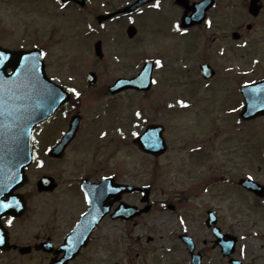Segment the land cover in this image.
Returning <instances> with one entry per match:
<instances>
[{"label": "rangeland", "instance_id": "1", "mask_svg": "<svg viewBox=\"0 0 264 264\" xmlns=\"http://www.w3.org/2000/svg\"><path fill=\"white\" fill-rule=\"evenodd\" d=\"M56 1L0 2L3 43L43 46L47 75L81 94L77 110L84 116L83 130L62 161H49L48 173L67 188L64 182L74 180L80 161L101 168L104 160L115 178L151 186L152 209L135 223L114 222L113 233L107 236L109 247L102 246L96 264H184L182 249L173 244V233L189 230L207 251V264H227L212 248L211 233L204 224L206 209L215 211L223 231L241 237L236 253L244 264H256L254 260L264 264V202L240 191L236 183L240 175H249L264 184V117L239 122V95L234 92L238 82L264 76V12L254 23L246 12L248 0H216L206 26L180 36L175 28L181 9L172 0H162L160 6L165 11L135 17L138 32L129 40L123 19L104 27L95 22V16L117 0H91L84 10L58 8ZM249 23L252 27L246 29ZM233 31L241 33L238 40L232 39ZM96 39L103 43L101 60L93 54ZM157 55L162 56L164 65L153 71L155 83L150 91L108 92L107 86L117 77L134 75L145 57ZM205 60L218 72L208 84L198 74V65ZM88 71L98 77L91 87L85 81ZM177 97L179 106L185 108L177 105ZM173 106L177 108L171 109ZM103 109L109 113L101 115ZM58 116L61 119L52 120L45 128L48 135L66 126L64 113ZM150 122L164 126L168 144L167 152L155 159L131 142ZM104 125L122 130L105 133ZM61 193L58 189L49 197V206L43 196L33 197L28 216L34 225L46 221L47 212L52 217L57 209L63 211ZM164 200L177 208L168 209ZM128 201L138 203V197L128 196ZM166 243L171 244L172 252L164 250ZM86 250L74 264L87 260L86 264H92ZM26 260L46 264L40 255L20 262Z\"/></svg>", "mask_w": 264, "mask_h": 264}, {"label": "flooded vegetation", "instance_id": "2", "mask_svg": "<svg viewBox=\"0 0 264 264\" xmlns=\"http://www.w3.org/2000/svg\"><path fill=\"white\" fill-rule=\"evenodd\" d=\"M2 1L5 0H0V2ZM127 1L128 0H117L115 4L113 2L112 4H110V7H108V11L121 9L126 4H128ZM161 1L162 0H153L150 3L146 4V6H154L156 10L157 6L160 5ZM215 5L216 0H214L213 7H215ZM105 6H107V4H105ZM176 6L178 7V5ZM263 11L264 7H262L258 14L252 17L254 23L259 18V16L263 14ZM115 17H119L120 19H127L128 15L122 13L118 14ZM199 27H201V25ZM251 27L252 24L249 25V28ZM0 29L3 28L0 27ZM0 46L8 49H14L16 47L12 46L11 44L5 45L3 43L2 34H0ZM5 73H11V68H7L5 70ZM68 119L66 120V125ZM46 127L47 126H45L44 129L41 131L40 135L36 137L32 136L31 146L33 161L27 169V175L29 177V180H27L25 184L20 186H18L16 182L15 186L12 189L9 188V186L0 183V201L4 202V204L10 205V209H14V213L12 212L13 214L7 212L8 210H5L3 212L0 210V264H30L29 260H26L25 263L20 262V260H24L26 258L29 259L34 254L42 256V260L46 264H49L55 260H60L61 257H63L65 254H70L72 255L71 258L65 263L74 264L77 260H79L81 254L84 252L85 249H87L86 251L89 252L88 254L91 258L90 261L92 262V264H95L96 259L94 258V256L97 254L98 251V240H102L101 246L109 247V243L107 242V236H109L110 233L111 235L113 233V225L115 220L111 217V213L113 211V208L115 207L114 204H111L109 212L105 214L99 220V222H97L95 226L90 229L88 234L89 236L85 242V246L80 248L76 254L70 251V247L73 246L74 243L71 241H66V238L68 234L76 228V225L79 222L81 215L88 208L82 190L83 180H87L89 182H98L103 177H107L109 175L113 176L112 170L110 171V169L107 167L106 161L104 160L100 164L101 168H97V166L99 165L97 163H89L86 165L84 163L81 164L80 161L77 164V166L79 165V167H76V169L74 170L75 174L72 176L74 180L70 181L68 179L64 182L66 183L65 186L67 188L61 187L63 185V181H59L57 179L59 182H57V188L54 190H62L60 204L61 206H63V211L61 212V208L57 209V215L60 214V216L56 215L51 217L48 215L47 212V215L44 218V220L46 221H43L42 219V221H38L34 225V222L28 216L31 212V203L33 197L35 195L43 196L46 206H49L51 202L49 200V197L56 192L37 191V178L40 175H48L49 171H47V168L49 166V161L51 163H53V161H62L67 155V151L70 149L72 144L80 136L79 129L75 138L67 146L63 156L60 159H51L48 157V151L50 149V144L53 142V138L56 136L58 130L56 132H52L51 135H48V132L45 130ZM57 141L58 138H56L53 143L55 144ZM5 171L6 170L4 169H0V173ZM21 202H23L25 210H23L21 215H17V206L19 210V205L21 204ZM61 213H63V215H61ZM55 219L57 221H55ZM51 220L53 221L52 223L50 222ZM9 221H11V223H9ZM123 222L127 223L128 221ZM88 230L89 228L87 225H80L79 233H85ZM174 236L180 242L179 234H174ZM192 238L193 240H196L195 236H193ZM42 243H48L46 248L42 246ZM194 244L197 251H200L204 258L206 254L202 250L203 248L199 247L198 242L196 241L194 242ZM202 244H206V241L203 240ZM183 252H185V250H183ZM87 262L88 260L84 263Z\"/></svg>", "mask_w": 264, "mask_h": 264}, {"label": "water", "instance_id": "3", "mask_svg": "<svg viewBox=\"0 0 264 264\" xmlns=\"http://www.w3.org/2000/svg\"><path fill=\"white\" fill-rule=\"evenodd\" d=\"M179 3H181L184 7L185 10L183 12L181 21L183 26H188L196 23H200L202 19L204 18L205 11L208 9V7L211 5L210 0H202L197 3H193L191 6H188L185 2V0H177ZM132 8V7H131ZM260 8L259 3H257V0H251L250 5H249V11L253 14H256L257 10ZM189 10H192V14L189 16L187 13ZM236 36V35H235ZM96 47V52L99 53V42L95 44ZM24 52H18L17 53V59L18 63L20 60H22V54ZM35 67H40L42 66L41 62H37L34 65ZM209 71V74L211 71L205 66L204 72ZM147 75L141 76L139 78H134L132 80H123L120 84H117L113 86L111 89L113 91L126 88V87H137V88H143L149 83V72L146 73ZM30 79L33 80L34 85L38 84L40 81H45V85L47 88L44 95L48 97L49 104H46L45 106L42 107V114L47 115L49 112L51 113L52 110L63 100L64 94L60 91V88L56 87L53 85L51 82H48L44 73L42 72V75H29ZM208 76V75H205ZM90 79L92 82H94L95 77L94 75H91ZM42 95V91L38 94ZM244 96L246 100V105L244 108L245 112H252L249 113L248 115H244L245 118H249L253 115L256 114H261L264 113V82L260 83L257 86H252L251 88L247 87L244 90ZM255 112H253V111ZM73 128H76V121L72 123ZM30 128V127H29ZM161 130L159 129H151L147 128L145 133H143L138 139L135 140V142L138 144V146L144 150V151H149L153 153H161L165 150L166 146L164 141L162 140L160 136ZM72 137L71 133H68L63 137V139L60 142V148L61 151L64 148V146L69 142L70 138ZM18 142L17 145L20 146L17 150V160H23L24 158L28 162L29 160V155H28V138H29V130L27 129H22L21 133L17 136ZM22 146V147H21ZM59 147L57 146L53 151L52 154L57 155L59 151ZM26 162V163H27ZM249 181V180H247ZM245 186L257 189L259 186L256 183L253 182H246ZM47 186V185H46ZM45 185H42L43 188H46ZM52 185H49V187ZM258 186V187H257ZM40 187V188H42ZM51 188V187H50ZM146 195H145V200H147V194H148V188H146ZM94 209H96V206L94 205ZM148 210V206L144 209ZM141 210H134L133 207L131 208H119V210L115 213L114 216H125V217H132L138 213H140ZM223 248L225 253L228 252V250L231 248L232 243L230 241L228 242H223Z\"/></svg>", "mask_w": 264, "mask_h": 264}, {"label": "snow or ice", "instance_id": "4", "mask_svg": "<svg viewBox=\"0 0 264 264\" xmlns=\"http://www.w3.org/2000/svg\"><path fill=\"white\" fill-rule=\"evenodd\" d=\"M2 59H3V57L0 56V60H2ZM156 63L159 64L160 62L157 61ZM70 91H74V90H71V89H70ZM77 95H78V94H77ZM9 206H10V205H7V204H0V209L7 208V207H9ZM9 223H11V221H9Z\"/></svg>", "mask_w": 264, "mask_h": 264}]
</instances>
